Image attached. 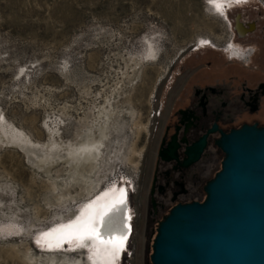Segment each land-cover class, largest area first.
<instances>
[{
  "label": "rangeland",
  "instance_id": "1",
  "mask_svg": "<svg viewBox=\"0 0 264 264\" xmlns=\"http://www.w3.org/2000/svg\"><path fill=\"white\" fill-rule=\"evenodd\" d=\"M230 28L251 50L247 61L222 50ZM243 79H264V0H0V264H25L23 253L38 264L59 256L151 264L155 234L132 221L121 251L93 242L49 248L42 234L136 187L168 113L194 84L224 85L231 98ZM258 115L264 122V97ZM94 139L93 191L72 200L80 191L74 158ZM143 196L133 194L132 205Z\"/></svg>",
  "mask_w": 264,
  "mask_h": 264
},
{
  "label": "water",
  "instance_id": "2",
  "mask_svg": "<svg viewBox=\"0 0 264 264\" xmlns=\"http://www.w3.org/2000/svg\"><path fill=\"white\" fill-rule=\"evenodd\" d=\"M215 143L223 158L204 200L172 207L156 229L151 264H264V125L221 131ZM205 145L206 135L185 164Z\"/></svg>",
  "mask_w": 264,
  "mask_h": 264
},
{
  "label": "flooded vegetation",
  "instance_id": "3",
  "mask_svg": "<svg viewBox=\"0 0 264 264\" xmlns=\"http://www.w3.org/2000/svg\"><path fill=\"white\" fill-rule=\"evenodd\" d=\"M220 6L225 9L222 4ZM222 14H225L224 10ZM236 27L240 34L249 31L239 21ZM234 79L237 83L238 76ZM238 88L239 93L228 98V88L224 85L194 84L192 92L186 98L180 97L181 103L172 107L153 140L151 150L146 154L138 184L129 190L128 201L133 225L145 227V231L150 230L151 235H156L159 223L175 204L204 200V187L207 182L204 177L208 166H213L216 157L221 155L223 158L215 143L220 132L227 133L244 123L264 125L257 118L264 97V81L249 85L246 79L239 80ZM243 114L253 118L243 119L236 124V119ZM214 125L216 129L209 132ZM204 135L206 145L202 152L197 159L185 164L189 156L188 148ZM142 190V205L133 206L132 195L140 194Z\"/></svg>",
  "mask_w": 264,
  "mask_h": 264
},
{
  "label": "bare ground",
  "instance_id": "4",
  "mask_svg": "<svg viewBox=\"0 0 264 264\" xmlns=\"http://www.w3.org/2000/svg\"><path fill=\"white\" fill-rule=\"evenodd\" d=\"M221 11L223 12V10ZM95 141V139L90 140L87 148L83 150L84 152L79 157L74 158L76 163L73 169L78 174V176L75 178V182L79 184L80 191L76 196L71 195L72 197L70 198L72 200H74L75 198H87L93 191L94 187L92 182L90 181L89 176H91L93 173H96V169H98V152H95L94 149L96 147L92 146L96 145ZM68 194L70 196V193ZM122 201L123 203H121ZM97 206L98 207H96L94 204H90V211L83 218L78 219L74 222H69L66 225L57 226L54 229L44 232L42 234V237L44 241H46L47 246L59 249L62 247V244L64 246H66V244L72 246L80 242H93L103 248L104 251H121L124 246H127L125 244H127V241L129 240L132 233L131 214L126 189H118L115 193L103 200ZM89 223H91L92 227H94L98 231H101L102 235L100 239L87 236L81 239L78 233H74L71 235L69 234L70 230L68 226L70 224H72L76 229H83ZM105 223H107L106 227ZM121 240H123V243H120ZM16 251L18 252V250ZM58 254L61 255L60 253ZM22 255L23 263L38 264V259L36 258L37 260L35 261L34 255H29L27 253H23ZM54 264H83V258L78 257L74 260H70L65 258L64 256H59L56 261L54 260Z\"/></svg>",
  "mask_w": 264,
  "mask_h": 264
},
{
  "label": "built area",
  "instance_id": "5",
  "mask_svg": "<svg viewBox=\"0 0 264 264\" xmlns=\"http://www.w3.org/2000/svg\"><path fill=\"white\" fill-rule=\"evenodd\" d=\"M228 36H229L228 40H226V39H225L226 41L223 40L224 42H223L222 50L231 59L247 61L249 56L251 55V50H242L234 43V40H233V38L235 36L234 28L233 29L230 28V32H229ZM211 43H212L211 40H207L205 42H202L201 44L209 45L211 47H215L214 44H211ZM128 198H129V193H128Z\"/></svg>",
  "mask_w": 264,
  "mask_h": 264
},
{
  "label": "snow or ice",
  "instance_id": "6",
  "mask_svg": "<svg viewBox=\"0 0 264 264\" xmlns=\"http://www.w3.org/2000/svg\"><path fill=\"white\" fill-rule=\"evenodd\" d=\"M123 203V201L121 202ZM107 226V223H105V227ZM69 228V234H74V233H78L79 236L81 237V239H83L85 236L87 237H94L96 239H100L101 238V231H98L97 229H95L94 227H92L91 223H89L85 228L83 229H76L72 224H70L68 226ZM126 235V234H125ZM103 242V241H101ZM120 243H123V240L120 241Z\"/></svg>",
  "mask_w": 264,
  "mask_h": 264
},
{
  "label": "crops",
  "instance_id": "7",
  "mask_svg": "<svg viewBox=\"0 0 264 264\" xmlns=\"http://www.w3.org/2000/svg\"><path fill=\"white\" fill-rule=\"evenodd\" d=\"M204 77H205V76H204ZM254 77H255L254 75H251V78H253V79H254ZM205 78H206V79H208L209 77H205ZM203 79H204V78H203ZM204 80H205V79H204ZM261 81H264V79H263V80H261ZM258 116H259V115H258ZM258 116H257V117H258Z\"/></svg>",
  "mask_w": 264,
  "mask_h": 264
}]
</instances>
